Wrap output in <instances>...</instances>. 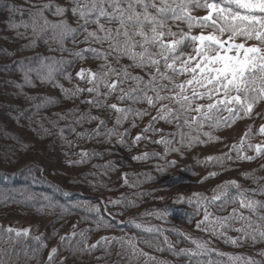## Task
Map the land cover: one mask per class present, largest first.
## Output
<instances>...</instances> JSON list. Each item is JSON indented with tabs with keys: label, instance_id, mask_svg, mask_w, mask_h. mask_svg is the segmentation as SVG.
I'll list each match as a JSON object with an SVG mask.
<instances>
[{
	"label": "snow or ice",
	"instance_id": "1",
	"mask_svg": "<svg viewBox=\"0 0 264 264\" xmlns=\"http://www.w3.org/2000/svg\"><path fill=\"white\" fill-rule=\"evenodd\" d=\"M196 9H205L206 14L195 15ZM17 12L23 13V9L11 0H0V17L3 18L4 26L14 30L17 37L28 38L24 47L34 48L42 41L49 51L65 52L69 51L66 47L69 40L73 44H79L81 41L78 37L82 36V42L88 47L72 54L83 60L84 53L90 52L102 61L96 71L81 68L76 72V77L87 83L86 88L75 85L70 89L63 88L57 80L58 75H65L69 80L72 78L65 73V59L62 56L57 58L37 54L13 62L22 73L26 85L35 86L37 80L42 84H52L72 100L79 98L82 93L89 94L86 100L81 101L89 105V111L81 112L74 108L70 114L54 113L57 119L50 120L51 127L43 129L46 135H53L52 130L55 129V134L69 146L72 142L64 136L65 129L83 137L85 132H77L73 125L92 121L97 123L91 129L90 137H104L109 143L115 137L117 143L125 145L128 130L121 132L118 126L131 120V126L136 127V119L147 116L148 124L132 138L131 143L151 140L154 144L164 145V151L144 152L132 159L155 157L162 161L155 165L157 172L164 174L169 167L177 164L176 159L168 158L169 153L183 155L185 148L220 141L221 138L213 134L216 130L231 127L237 119L250 118L255 106L264 103V0H68L67 6L47 0L43 3H30L27 20L16 22ZM46 13L56 19H49ZM70 21H74L75 26ZM21 28L24 29L23 32L20 31ZM194 29L199 31H193ZM53 44L56 45L55 48L52 47ZM123 59H127L129 63L122 64ZM133 69H140L143 75L137 74ZM112 97L119 103L109 104L108 100ZM56 102L49 96L35 107L39 109L45 104ZM136 105L146 107L138 108ZM91 108L114 112L113 126L108 127L104 119L92 115ZM152 111L155 112L154 115ZM70 118L71 123L65 124L63 128L58 126L59 120L68 121ZM159 121L173 126L175 131L165 135L162 128L155 126ZM149 132L159 135V139H153L148 135ZM256 134L264 136V124L258 130L249 125L239 142L225 146L227 151L208 155L197 162L205 167L216 166L223 171L229 162L252 161L264 156V142L253 144L251 141V137ZM249 151L254 155H249ZM78 155L80 159L68 160L67 163H85L90 154L81 149ZM91 155L99 156L101 153L93 152ZM99 167H104L106 174L113 167V162L108 161L106 165ZM261 167L264 168V165ZM254 173L255 170L242 175L251 177L255 187H243L234 179L224 180L210 189L211 195L193 192L185 196L181 193L174 202L192 205V215L200 217L195 221L196 228L212 237L224 238L225 243L239 246L249 240L253 243L264 242V198H257L264 197V183L260 182L264 178L257 177ZM92 175L95 176L96 173ZM216 175V171H209L206 176L201 177V181ZM122 178L125 185L135 187L137 182H130L127 173H122ZM148 178L153 179L150 175ZM35 198L33 194L25 197L26 200ZM155 198L164 199L163 196ZM0 199L8 200L13 197L0 193ZM41 199L47 201L43 206L59 207L62 213L68 211L47 196H42ZM104 203L128 207L135 201L108 200ZM230 205L231 211L226 215L216 214L225 212ZM74 207L93 214L97 228L112 227L111 222L101 214L108 212L110 216V210L106 207L102 209L99 203H80ZM167 215V209L141 213V216L155 217L157 220L165 219ZM129 223L144 232L161 231L156 225L137 222L134 218ZM75 228L76 225H73V229ZM229 231L237 235L230 236ZM180 234L193 247L177 248L166 235H163L162 240L155 236L140 239L135 234L127 233L121 236H101L96 243L89 245L85 231L78 233L80 239L76 243L83 245L79 251L90 252L102 245L107 247L115 241L121 247L118 255L130 251L132 258L145 257V264H155L156 257L145 252L139 245L146 244L156 251H163L160 247L163 243L173 255L187 257V264H224L210 258V254L217 250L211 247L209 241L192 238L190 234ZM29 235V228L0 226V241L9 245V248H0V264H14L11 254L15 251L13 245L19 243L21 237ZM70 235L77 236V232L73 231ZM32 239L40 241L41 237L35 236ZM65 239V236L59 237L60 241ZM69 246H73L71 240ZM31 251L29 260L35 258L38 249L33 248ZM57 253L58 249L55 247L47 253V264H55ZM259 254L264 256V250ZM25 255L27 256V250ZM218 255L228 256L226 264H260L251 257L243 258L227 253ZM204 257L208 259L205 260ZM62 264H66V261Z\"/></svg>",
	"mask_w": 264,
	"mask_h": 264
},
{
	"label": "trees",
	"instance_id": "2",
	"mask_svg": "<svg viewBox=\"0 0 264 264\" xmlns=\"http://www.w3.org/2000/svg\"><path fill=\"white\" fill-rule=\"evenodd\" d=\"M11 2L23 9V13L17 12L15 15V21L19 22L21 19L27 20L30 3H43L47 2V0H11ZM67 2L68 0H53L54 4L61 6H67ZM194 14L202 16L206 14V10L196 9L194 10ZM46 15H48L49 19H56L50 13H46ZM1 18L0 41L8 46L6 50L4 48H2L4 50H0V57L12 63L5 62L6 65L0 68V110H8L7 112L10 113L9 121L11 122L9 125L13 128H8L5 124H0V133H3L0 134V193L7 194V188L10 189L11 187L17 186L15 189L13 188L14 192L9 194L13 199H0V226H6L5 223L7 220L21 218L20 216L30 217L32 219L29 226L30 235L28 237H21L20 242L13 245L15 251H12L11 254L14 264H47V253L53 246L58 249V253L55 256V264H62L63 261H66V264H145V257L138 259L132 258L130 251L127 254L122 253L118 255L117 253H121V247L115 241L109 243L107 247L102 245L96 249H92L90 252L79 251L78 249L83 247V245L76 243L80 239L78 235L80 231H85L89 245L96 243L101 236H121L127 233L129 235L135 234L140 239H151L155 236L162 240L163 235H166L177 248L193 247L191 242L185 240L184 236L180 233L190 234L192 238L209 241L211 247L217 250V252L210 254V258L213 260L226 264L228 256H220L218 253H227L231 256L251 257L259 261L260 264H264V256L259 254L261 250H264V242L257 241L253 243L249 240L242 242L239 246L225 243L224 238L212 237L208 233L201 232L196 228L195 221L200 219V217L192 215L194 211L192 205L174 202L177 195L181 193L185 196L193 192L211 195L210 189L224 180L234 179L243 187H255L251 177L242 175V173H251L253 170H255V176L264 178V168L261 167V165H264V156H259L252 161L238 160L229 162L226 170L223 171L216 166L205 167V165L197 162L208 155H218L223 151H227V147L225 146L239 142L240 137L245 133L249 125H252L253 129L258 130L259 126L264 124V103H258L255 106L250 118L237 119L232 123L231 127L216 130L213 134L219 136L221 138L220 141L196 145L193 148H185L183 155L169 153L168 158L176 159L177 164L169 167L164 174L157 172L155 165L158 162L162 163V161H158L155 157L150 156L144 160L132 159L133 156L140 155L144 152L155 151L163 153L164 151V145L154 144L151 140L141 141L138 144L131 143L132 138L148 124L149 117L147 116L136 119V127L131 126V120L124 121L122 125L118 126L121 132L125 129L128 130L125 134V140L127 141L125 145L117 143V138L115 137L111 139L110 143L104 137L102 139L103 142L100 140L102 137H90L89 133L91 129L96 127L95 123H97V121H93L95 123L85 122L83 124L73 125L77 132H85L83 137H78L75 133L65 129L64 136L72 142L71 146H69L64 139L55 134V129L52 130L53 135H46L43 129L50 128L49 121L57 119L54 113H60L62 115L65 113L70 114L74 108H78L81 112L89 111V105L81 103L82 100L88 98L89 94L87 92L82 93L79 98L72 100L67 98L60 88L54 87L52 84H42L38 80L35 81V86L25 85L22 88L23 91L16 94L14 90L3 87L4 85L8 87L15 85L19 77H21H15L19 73L17 72L14 75L9 69L14 66V61H18L25 56H34L37 54L40 56H55L57 58L62 56L65 59V73L72 78L69 80L65 78V75H58L57 80L59 84L63 85L65 89L73 88L75 85L86 88L88 86L87 83L79 80L76 77V72L84 67L96 71L102 61L96 59L90 52L84 53L85 58L83 60L72 54L79 49L88 47L87 44L82 42V36L78 37L81 41L79 44H73L69 40L66 43L69 51L65 52L49 51L48 46L42 41H39L34 48L24 47L28 42V38L21 39L16 36L15 31H12V29H6ZM70 22L75 26L74 21ZM20 31L23 32L24 29L21 28ZM52 47L55 48L56 45L53 44ZM93 47H98V45H93ZM188 50L184 49V51ZM121 63L128 64L129 61L123 59ZM133 71L143 75L140 69H133ZM49 96L57 102L54 104H45L46 107L44 105L39 109L35 107V105L40 104L41 100L47 99ZM5 97L9 100H5ZM28 97H35L36 99L29 100ZM108 103L119 102L115 97H112L108 100ZM135 107L143 108L146 105H136ZM90 111L92 115L104 119L108 127L113 126L115 120L114 112L96 108H91ZM256 113H261V115L257 116ZM152 114L154 115L155 112L152 111ZM17 117H20V119ZM67 123H71V118L68 121L59 120L58 126L63 128ZM15 126L23 130V132H26V134L15 129ZM155 126L162 128L165 135L175 131L173 126L165 124L163 121L156 122ZM31 134L32 136H30ZM148 135L152 136L153 139H159V135H154L151 132ZM251 141L253 144L264 142V136L258 134L253 135ZM94 142L95 144H99L98 148H94ZM111 147H115V150ZM81 149L87 150L90 154L87 162L81 164L67 163L68 160L80 159L78 154ZM13 151L14 153L9 155V152L11 153ZM93 152L101 153V155L92 156L91 153ZM112 153H115V155L110 157L109 155ZM248 154L254 155L251 151ZM118 156L128 157L131 163H135L134 168H126L124 163L127 160L121 157V162L118 164L113 163V167L107 171L110 176L107 173L104 174L105 168L99 166L106 165L111 159H119ZM56 164L62 167L75 168L77 172L72 175L67 174V176L56 174V176L58 175L56 178L58 181L53 180L52 176L55 175V171L52 165ZM136 164L139 166L136 167ZM93 165H97L98 167L94 168ZM173 167L176 170L172 175H176V178H179V176L182 177L177 184L174 183V180H168L167 178L169 169ZM135 171L141 173L138 174L140 176L137 179V183L143 187L139 191L141 193L146 192L144 195H139L138 200H141V203L140 205H135L137 206L136 210L131 213H126L123 205H106L104 203L105 201L121 200L124 193L130 188V185L124 184L122 173H127L128 179H130V176ZM209 171H216L218 175L201 181V177L206 176ZM92 173H96V175L93 176ZM29 175L33 176L30 177ZM149 175L153 179H149ZM109 179L113 180L111 186L106 184V182H109ZM260 182L264 183V180ZM72 185L76 187H72ZM98 185H105L108 188L95 192L93 189H97ZM20 186L25 187L27 191H22ZM88 186L91 187L88 188ZM37 187L41 188L38 189ZM34 192L44 193V196L52 197L58 202L57 204L65 205L64 207L68 211L62 213L59 207L48 208L43 206L45 203H41V195ZM28 194H33L36 198L26 200L25 197ZM160 196H163L164 199L155 198ZM257 198L262 199L264 197L258 196ZM80 203H99L102 209L106 207L110 210L111 215L109 216L108 212H102L101 214L111 222L112 227L97 228L94 223L95 217L93 214L87 213L83 208L74 207V205ZM163 209H167L168 211L165 219L157 220L155 217L141 216V213L146 211L150 212ZM229 211H231V205L225 212H217L216 214L226 215ZM86 216L88 218L84 219L83 217ZM133 218L137 222L140 219L145 223L156 225L161 231L148 233L142 231V229H136L129 223V220ZM157 222L165 223L157 224ZM73 225H76L75 229H73ZM73 231L77 232V236L70 235ZM142 233H144L143 236ZM228 235L235 237L237 233L229 231ZM35 236H40L41 240L36 241L32 239ZM60 236H65V241H60ZM69 240L72 242V247L69 246ZM139 247L156 257L155 264H160V262H165V264H187V257L173 255L167 249V245L163 243L160 244L163 251H156L154 248H149L146 244H140ZM0 248H9V245L0 241ZM33 248H37L38 251L35 258L29 260L28 257L32 256L31 250ZM25 250H27V256L25 255ZM4 258L8 259L7 256ZM203 259L207 260L208 257H204ZM149 264H153V262H149Z\"/></svg>",
	"mask_w": 264,
	"mask_h": 264
},
{
	"label": "rangeland",
	"instance_id": "3",
	"mask_svg": "<svg viewBox=\"0 0 264 264\" xmlns=\"http://www.w3.org/2000/svg\"><path fill=\"white\" fill-rule=\"evenodd\" d=\"M2 19V22H3V18H1ZM4 23V22H3ZM6 29H8L7 27H6ZM12 31H14V30H12ZM194 31H199L198 29H195ZM8 45H6V44H4V43H2L1 41H0V50H6V47H7ZM2 48H4V49H2ZM0 56H1V54H0ZM3 57H4V54H3ZM16 59V58H15ZM5 62H9L8 60H3V58H1L0 57V68H2V67H4L6 64H5ZM9 63H12V62H9ZM14 65V64H13ZM85 68V67H84ZM9 71H11L12 73H14V75L18 72L19 74H17L15 77H18V76H21V77H19V80L17 81V83L15 84V85H11V87H8L7 85H4L3 87L4 88H7V89H9V90H14V92L16 93V94H18V93H20V91H23V89L22 88H24V86L26 85V84H24V81H23V77H22V73L18 70V66H13L12 68H10L9 69ZM17 85H20L21 87H17ZM46 95L48 96V94L46 93ZM5 100H9L7 97H5ZM45 107H46V105H45ZM50 110V109H49ZM8 110H0V124H5V125H7V127L8 128H13V127H11V125H9V124H11V122L9 121L10 120V113H8L7 112ZM18 119H20V117H17ZM23 119V118H22ZM93 122V121H92ZM93 123H95V122H93ZM9 125V126H8ZM95 125H96V123H95ZM15 129H18V127L17 126H15ZM18 130H20L21 132H23V130H21V129H18ZM103 130V129H102ZM1 132V131H0ZM23 133H25L26 134V132H23ZM0 134H3V133H0ZM27 135H29V133H27ZM4 137H5V135H3ZM30 136H32V134L30 135ZM4 139V138H3ZM12 139V138H11ZM102 139H103V137L100 139L101 141H102ZM7 142V141H6ZM10 142V141H9ZM8 142V143H9ZM99 147V144H95V142H94V148H98ZM112 148V147H111ZM113 150H115V147H113L112 148ZM14 153V151L13 152H9V155L10 154H13ZM2 155V154H1ZM115 155V153H112V154H110L109 156L110 157H112V156H114ZM119 157V159H111V161L114 163V164H118V163H120L121 162V157L124 159V160H127L125 163H124V166H126V168L128 167L129 169H132V168H134V166H135V163H131L129 160V158L128 157H126V156H118ZM107 158V157H106ZM57 165V164H56ZM52 165V168H53V170L55 171V175L54 176H52V178H53V180H57L56 178L58 177V175L59 174H61V175H63V176H67V174L68 175H72V174H74V173H76L77 172V169H75V168H71V167H65V166H60V165ZM141 165V164H140ZM139 165H137L136 164V167H138ZM175 168L173 167V168H171V169H169V173H167V178H168V180H174V183H179L180 182V179L182 178L181 176H179V178H176V175H172L174 172H175ZM56 174H58L57 176H56ZM138 174H141V173H137L136 171L134 172V174H132L131 176H130V182H137V179L139 178V176L140 175H138ZM107 175H108V173H107ZM30 176V175H29ZM33 176V175H32ZM32 176H30V177H32ZM108 176H110V175H108ZM58 181V180H57ZM59 181H61L60 179H59ZM112 183H113V180H111V179H109V182L107 183L106 182V184H109L110 186L112 185ZM17 186V185H16ZM15 186V187H16ZM141 186V187H140ZM15 187H11L10 189L9 188H7V190H6V192H8L7 194L9 195V194H12V192H14V190H13V188L15 189ZM21 188H22V191H27L26 189H25V187H23V186H20ZM72 187H76L75 185H72ZM91 186H88V188H90ZM94 187H96V186H94ZM143 186L142 185H139L138 183H136V185H135V187H132V186H130V188L124 193V195H123V198L121 199V197H120V199L121 200H124V199H130V200H134L135 201V203L133 204V205H131V206H128V207H125V206H123V208L126 210V213H131V212H134L135 210H136V208H137V206H135V205H140V203H141V200H138V197H139V195H144L145 193H141L140 191H139V189L140 188H142ZM173 187V186H172ZM106 188H108L107 186H105V185H101V186H99L98 185V187H97V189H93V190H95V192L97 191V190H100V189H102V190H106ZM25 189V190H24ZM92 190V189H91ZM90 190V191H91ZM90 191H87V192H90ZM98 192V191H97ZM34 193H36V194H39V195H41V197L42 196H44V193L43 194H41V193H37V192H34ZM100 196V195H99ZM49 199L51 200V201H53L54 203H58L57 201H55L52 197H49ZM100 201H101V199H100ZM41 203L42 204H44L45 203V205L47 204V201H44V200H41ZM60 205V204H59ZM63 206H65V205H63ZM121 206V205H120ZM158 206H160L159 204H158ZM69 207H72V206H69ZM21 218H14V219H10V220H7V222L5 223V225L6 226H8V225H11L13 228H16V229H21V228H29V226H30V221H32V219L30 218V217H22V216H20ZM140 221H142V220H138V222H140ZM165 222H157V224H164ZM141 230V229H140ZM143 231V230H142ZM143 234L144 233H142V236H143ZM53 247H55V246H53Z\"/></svg>",
	"mask_w": 264,
	"mask_h": 264
},
{
	"label": "bare ground",
	"instance_id": "4",
	"mask_svg": "<svg viewBox=\"0 0 264 264\" xmlns=\"http://www.w3.org/2000/svg\"><path fill=\"white\" fill-rule=\"evenodd\" d=\"M45 118H47V117H45ZM28 177H29V176H28ZM40 181H41V180H40ZM41 182H42V181H41ZM37 188L39 189V188H41V187H37ZM30 193H31V192H30Z\"/></svg>",
	"mask_w": 264,
	"mask_h": 264
}]
</instances>
